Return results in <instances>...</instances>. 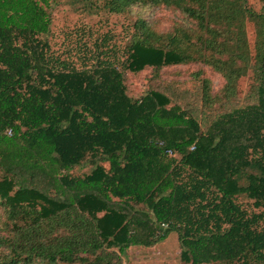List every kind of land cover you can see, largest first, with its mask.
I'll use <instances>...</instances> for the list:
<instances>
[{
  "label": "trees",
  "instance_id": "1",
  "mask_svg": "<svg viewBox=\"0 0 264 264\" xmlns=\"http://www.w3.org/2000/svg\"><path fill=\"white\" fill-rule=\"evenodd\" d=\"M1 1L0 264H122L171 230L187 264H264V0H70L59 43L48 0ZM191 64L224 81L188 94L205 132L173 85L127 92Z\"/></svg>",
  "mask_w": 264,
  "mask_h": 264
},
{
  "label": "rangeland",
  "instance_id": "2",
  "mask_svg": "<svg viewBox=\"0 0 264 264\" xmlns=\"http://www.w3.org/2000/svg\"><path fill=\"white\" fill-rule=\"evenodd\" d=\"M69 2L70 0H48L47 4L43 3L45 12L48 13V16L50 17L49 26L52 24V29H55L58 43L62 41L63 37L59 34L60 30L65 29L66 27L73 28L77 23L79 24L81 21H84L85 23L89 21L88 18H85L79 10H76L73 7L70 8ZM4 5L13 14L11 9L14 10L16 8V3H4ZM7 9L6 11H8ZM135 12L139 13L147 20L162 19V28L169 27L172 21L181 20L178 15H174L166 9L139 8ZM95 21L96 19L94 20V22ZM121 22V19L118 20L115 17L111 18V23L114 25H119ZM153 76L154 74L152 73L151 69H145L138 75H134L128 72V94L132 98H139L144 92L150 90V85H173V87H175V91H168L169 94L171 93L173 100L175 99L177 103H179L184 109H186L190 116L198 122L201 130L205 132L208 127V110H203V108L201 107V103L199 101H196V98H194L193 96L191 97L188 94L193 91L195 87L201 85L200 81L203 78L210 81L212 92L216 93L222 88L224 84L222 77L213 72L208 67L199 64L164 68L160 72V80L152 81ZM248 85V79L242 81L241 86L244 90L246 88L248 89ZM243 101L244 99H240L238 104L241 106L243 104ZM191 147V150H193L194 146ZM167 154L170 156L169 153ZM103 165L104 167H108V164ZM89 172L90 170L88 168L84 170H75L76 174ZM141 238L142 236L139 237V239ZM152 238L153 236L150 237V239ZM152 241L153 242H151L150 244L143 243L139 240L134 241V243L129 248L121 253L122 264H187L185 259L181 255L184 247H182V241L180 240L177 231H168L161 238L153 239ZM237 264L242 263L238 262Z\"/></svg>",
  "mask_w": 264,
  "mask_h": 264
},
{
  "label": "built area",
  "instance_id": "3",
  "mask_svg": "<svg viewBox=\"0 0 264 264\" xmlns=\"http://www.w3.org/2000/svg\"><path fill=\"white\" fill-rule=\"evenodd\" d=\"M7 134L10 136L11 135V131H8ZM168 153L170 154V156L173 155V153L171 151H168Z\"/></svg>",
  "mask_w": 264,
  "mask_h": 264
},
{
  "label": "clouds",
  "instance_id": "4",
  "mask_svg": "<svg viewBox=\"0 0 264 264\" xmlns=\"http://www.w3.org/2000/svg\"><path fill=\"white\" fill-rule=\"evenodd\" d=\"M134 11H135V9H134Z\"/></svg>",
  "mask_w": 264,
  "mask_h": 264
}]
</instances>
